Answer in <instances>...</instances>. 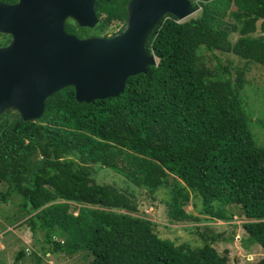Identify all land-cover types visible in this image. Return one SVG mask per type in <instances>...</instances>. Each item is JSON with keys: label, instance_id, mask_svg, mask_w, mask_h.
Instances as JSON below:
<instances>
[{"label": "trees", "instance_id": "trees-1", "mask_svg": "<svg viewBox=\"0 0 264 264\" xmlns=\"http://www.w3.org/2000/svg\"><path fill=\"white\" fill-rule=\"evenodd\" d=\"M127 1L97 0L100 20L79 36L123 22ZM197 3L187 20L166 14L157 22L145 45L157 64L129 76L117 96L79 102L67 86L46 98L37 119L0 113V201L18 195L28 227L42 231L41 254L28 253L35 264L48 251H81L86 264H229L209 242L161 236L131 192L95 180L100 167L152 198L163 191L172 221L201 219L193 210L226 220L241 212L246 245L263 250L254 264H264V145L240 94L249 66L264 65V0ZM205 50L242 63L232 71V60L211 62Z\"/></svg>", "mask_w": 264, "mask_h": 264}, {"label": "water", "instance_id": "water-1", "mask_svg": "<svg viewBox=\"0 0 264 264\" xmlns=\"http://www.w3.org/2000/svg\"><path fill=\"white\" fill-rule=\"evenodd\" d=\"M51 2L57 7L53 26L42 18L37 23L18 19L22 5L0 3L4 12L14 10L18 19L0 26L13 36L0 47V113L12 109L24 120L37 119L46 98L67 86L73 87L79 102L117 96L129 76L157 64L145 46L157 22L166 14L181 21L199 9L190 0H128L126 20L110 35L80 38L64 29V20L71 17L81 26L93 27L95 0L44 1ZM172 178L169 175L170 182Z\"/></svg>", "mask_w": 264, "mask_h": 264}, {"label": "rangeland", "instance_id": "rangeland-1", "mask_svg": "<svg viewBox=\"0 0 264 264\" xmlns=\"http://www.w3.org/2000/svg\"><path fill=\"white\" fill-rule=\"evenodd\" d=\"M200 11V10H199ZM195 12L186 19L195 16ZM117 21L110 23L100 35L110 34L118 25ZM259 24V21L257 22ZM93 28V27H92ZM236 34H232L234 40ZM207 59L217 62L215 56L225 64L227 60H232L230 69L233 71L234 65H240L242 60L230 53H220L218 51H204ZM246 83L240 90L243 97V104L249 116V128L255 140L264 145V130L259 125L258 119H264V65L251 64L245 74ZM107 167H100L94 173V178L98 183H113L121 190L131 192L138 202L140 214L157 222L160 235L169 237L176 242H189L191 245H200L209 242L220 253L227 256L229 264H254L263 255V250L258 244L246 245V232L242 223L247 220L241 212L236 211L231 219L212 218L205 213L197 215L199 220L172 221L167 216L166 196L163 191H159L152 198L144 189L129 184L124 178ZM20 197L13 195L7 202L0 201V264H11L14 262L16 252L24 249L25 255L16 264H35L34 254H41V245L44 242L42 231L33 232L23 219L18 202ZM188 205L186 208H190ZM69 211L76 214L77 205L71 204ZM25 218V217H24ZM16 219V221H15ZM14 220V221H13ZM248 221V220H247ZM167 224L168 227H163ZM61 237L56 236V240ZM36 250V251H35ZM40 252V253H39ZM33 257V258H32ZM42 264H86L87 258L81 251L72 255L61 252L48 251L41 255Z\"/></svg>", "mask_w": 264, "mask_h": 264}, {"label": "flooded vegetation", "instance_id": "flooded-vegetation-1", "mask_svg": "<svg viewBox=\"0 0 264 264\" xmlns=\"http://www.w3.org/2000/svg\"><path fill=\"white\" fill-rule=\"evenodd\" d=\"M44 1L45 0H0V3L7 4V5H17V4L22 5L20 7L22 16L18 19L27 20L28 18H30L32 20H35L37 23V20L42 18L44 21H46V25L53 26L56 23L55 19H57L56 3L55 2L44 3ZM13 11L4 12V10L0 6V26L3 25L2 22L5 20L6 21L13 20L16 23L15 21L16 17L13 16ZM99 20H100V17L98 16V22ZM68 24H71V26H67ZM80 28L86 29V28H92V27L81 26L71 17H67L64 20V29L67 32H70V33H73L79 36L78 32ZM90 35H93V34L79 36V37H86ZM12 39H13V36L11 33L0 31V47L7 46L12 41Z\"/></svg>", "mask_w": 264, "mask_h": 264}, {"label": "clouds", "instance_id": "clouds-1", "mask_svg": "<svg viewBox=\"0 0 264 264\" xmlns=\"http://www.w3.org/2000/svg\"><path fill=\"white\" fill-rule=\"evenodd\" d=\"M190 2H191L192 4H194V5L197 4V5L199 6V9H198L197 11H199V10L201 9L200 5L197 3V0H196L195 2H193V1L190 0ZM126 4H127V3H126ZM95 6H96V0H95L94 8H95ZM197 11H196V12H197ZM95 12H96V10H95ZM126 12H127V10H126ZM193 14H194V13H193ZM96 16H97V14H96ZM190 16H191V15H190ZM174 17H175V16H174ZM188 17H189V16H188ZM186 18H187V17H186ZM186 18H185L184 20H187ZM125 20H126V18H125ZM125 20H124V21H125ZM176 20H177V19H176ZM184 20H181V21H184ZM124 21H123V22H124ZM177 21H180V20H177ZM181 21H180V22H181ZM123 22H120V23L122 24ZM97 23H98V16H97V22H96V24H97ZM96 24H95V25H96ZM121 24H119L118 27H119ZM95 25H94L93 27H95ZM118 27H117V28H118ZM117 28H116V29H117ZM116 29H115V30H116ZM115 30H114V31H115ZM112 32H113V31H112ZM112 32H111V33H112ZM111 33H110V34H111ZM72 34H73V33H72ZM110 34H107V35H110ZM75 35H76V34H75ZM93 35H96V34H93ZM107 35L104 33V35H100V34H99V35H96V36H107ZM76 36H77V35H76ZM90 36H92V35H90ZM78 37H79V36H78ZM86 37H88V36H86ZM80 38H84V37H80Z\"/></svg>", "mask_w": 264, "mask_h": 264}]
</instances>
